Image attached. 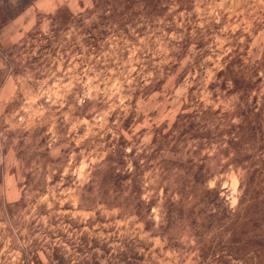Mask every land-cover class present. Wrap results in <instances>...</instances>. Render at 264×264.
Instances as JSON below:
<instances>
[{
	"label": "rangeland",
	"instance_id": "obj_1",
	"mask_svg": "<svg viewBox=\"0 0 264 264\" xmlns=\"http://www.w3.org/2000/svg\"><path fill=\"white\" fill-rule=\"evenodd\" d=\"M14 9L0 264H264V0Z\"/></svg>",
	"mask_w": 264,
	"mask_h": 264
},
{
	"label": "crops",
	"instance_id": "obj_2",
	"mask_svg": "<svg viewBox=\"0 0 264 264\" xmlns=\"http://www.w3.org/2000/svg\"><path fill=\"white\" fill-rule=\"evenodd\" d=\"M5 4H9V5H13L14 7H17L18 9H14L12 12L10 11V13H8V18H7V23L6 26L4 25V28L9 27V25H11L12 23L15 22H26L29 19H33L35 16V9L34 11H29L28 12V7L29 5H37L39 3L42 4H50L53 2V0H4ZM13 8V7H12ZM28 16H30L31 18H28ZM34 16V17H33ZM21 26V25H20ZM21 28V27H19ZM19 29L16 30V32Z\"/></svg>",
	"mask_w": 264,
	"mask_h": 264
}]
</instances>
